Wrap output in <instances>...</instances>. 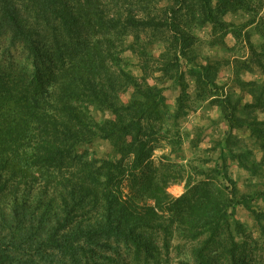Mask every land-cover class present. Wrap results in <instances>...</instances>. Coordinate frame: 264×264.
Instances as JSON below:
<instances>
[{
  "label": "trees",
  "instance_id": "16d2710c",
  "mask_svg": "<svg viewBox=\"0 0 264 264\" xmlns=\"http://www.w3.org/2000/svg\"><path fill=\"white\" fill-rule=\"evenodd\" d=\"M263 76L264 0H0V264H264Z\"/></svg>",
  "mask_w": 264,
  "mask_h": 264
},
{
  "label": "rangeland",
  "instance_id": "374dc122",
  "mask_svg": "<svg viewBox=\"0 0 264 264\" xmlns=\"http://www.w3.org/2000/svg\"><path fill=\"white\" fill-rule=\"evenodd\" d=\"M131 59V65H135L136 63V58H130ZM129 59V60H130ZM226 78V76L224 77L223 76V79ZM263 79H264V76H263ZM149 82L150 83H154V80L153 78L149 79ZM230 87L233 86V84H230L229 85ZM227 90H229V87L227 88ZM168 94V103H169V106L172 108V106H174L175 104V98L177 96V91H173V90H169L167 92ZM123 99L124 101H127L129 99V94H125L123 96ZM95 113V117L99 120V121H103L104 118H106L108 115V111H97L95 110L94 111ZM217 109L216 107L214 108H210V107H204L203 109L199 110L198 112L196 113H191L190 115H188L186 118L184 115H182L180 117L181 120L180 123H181V128H180V131H182V135L181 137L183 138V151H184V156L185 157H179L177 155V159L179 160H183L184 163H187V159H190V157H194L192 155V150L190 149L189 145L191 143V140L193 138V127L198 125V124H201V123H207L206 122V119L204 118L206 115H209L211 118H215L217 116ZM260 117L262 119H264V113H261L260 114ZM175 122V121H174ZM173 121H171V123H174ZM184 125H183V124ZM174 129V127H173ZM188 129V133L191 132L190 134H186L185 133V130ZM241 136H246V133H241L240 134ZM175 138V137H174ZM179 137H177L178 139ZM209 139L210 138H207L206 141H205V144H203V148H208L210 147V144H209ZM174 140V139H173ZM163 142V141H162ZM166 141H164V146L161 147V148H158L156 151H155V155H154V161L156 164H159V162L161 161V158L163 157V155H168L170 157H175L176 155L174 153H172V145L171 144H168L166 143ZM94 148L98 151V155L99 156H109V154H111L112 152V148H111V145L108 141H102V140H99L96 145L94 146ZM201 156L204 154V151H201ZM264 153V151H263ZM178 160V161H179ZM232 171L236 174V175H239L243 181L244 177L242 178V175H246L244 172H242L241 170L239 171L238 170V167L236 164H233V167H232ZM259 182L263 181V177H259ZM186 182L185 180H182V181H177V182H172L169 187H168V192L173 196V197H179L180 195H182L185 191H186ZM242 187V186H241ZM126 188V187H125ZM243 188V187H242ZM125 192L128 193V189H125ZM262 203H260L261 205ZM260 209V208H259ZM237 218L238 219H241L243 222L249 224L252 229H249L250 233H252V235L255 237V239H258L262 244H264V232H262V229H260L259 225L257 224V222L255 220H253L250 215L248 214V212L242 208V207H239L238 209V212H237ZM259 254H261V256L264 258V251H259Z\"/></svg>",
  "mask_w": 264,
  "mask_h": 264
}]
</instances>
